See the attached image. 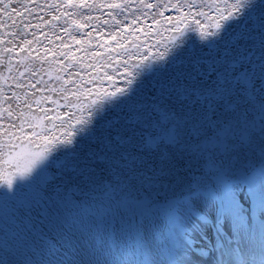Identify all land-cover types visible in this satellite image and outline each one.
I'll return each instance as SVG.
<instances>
[{
  "label": "snow or ice",
  "instance_id": "snow-or-ice-1",
  "mask_svg": "<svg viewBox=\"0 0 264 264\" xmlns=\"http://www.w3.org/2000/svg\"><path fill=\"white\" fill-rule=\"evenodd\" d=\"M0 264H264V0H0Z\"/></svg>",
  "mask_w": 264,
  "mask_h": 264
}]
</instances>
